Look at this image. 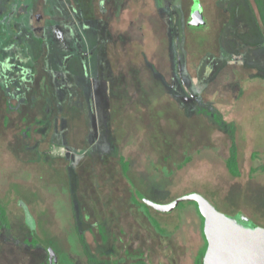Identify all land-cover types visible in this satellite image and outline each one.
<instances>
[{
    "label": "rangeland",
    "instance_id": "obj_1",
    "mask_svg": "<svg viewBox=\"0 0 264 264\" xmlns=\"http://www.w3.org/2000/svg\"><path fill=\"white\" fill-rule=\"evenodd\" d=\"M73 1L0 0V118L8 121L4 128L0 119V204L9 222L0 264H42L44 243L25 245L35 237L55 250L56 264H89L87 254L97 264H195L203 241L194 204L163 213L139 196L169 205L197 194L264 228V34L256 31L264 14L237 0L217 1L220 10L204 0L206 17L190 16L186 28L188 10L170 0L155 8L117 0L103 1V11L81 3L92 21L83 26L53 16V2L65 15ZM25 12L35 19L21 20ZM41 24L51 48L34 40ZM94 39L100 55L89 59ZM82 46L90 73L66 57ZM63 58L72 73L60 70ZM219 119L235 129L239 177L226 170L231 141ZM130 191L142 205L133 206Z\"/></svg>",
    "mask_w": 264,
    "mask_h": 264
},
{
    "label": "water",
    "instance_id": "obj_2",
    "mask_svg": "<svg viewBox=\"0 0 264 264\" xmlns=\"http://www.w3.org/2000/svg\"><path fill=\"white\" fill-rule=\"evenodd\" d=\"M191 14L194 17L199 15L196 5L192 7ZM139 197L145 205L163 213L174 210L181 202L196 204L203 219L202 234L206 241L202 264H264V228L246 226L226 217L197 194L182 196L169 205H157ZM44 246L48 253V264H56L53 251Z\"/></svg>",
    "mask_w": 264,
    "mask_h": 264
},
{
    "label": "flooded vegetation",
    "instance_id": "obj_3",
    "mask_svg": "<svg viewBox=\"0 0 264 264\" xmlns=\"http://www.w3.org/2000/svg\"><path fill=\"white\" fill-rule=\"evenodd\" d=\"M32 0H30V2H31ZM217 1H219V0H217ZM217 1H215V3H214V5L217 3ZM237 1H239L240 2V4H243L244 2H243V0H237ZM74 2V4L76 5V7L75 6H72V8L71 9H69L68 11L69 12H72V15L71 14H69V12L67 13V14H65L64 15V13H62V12H60L59 13V7L57 6V5H54V3L55 2H53L52 3V6H54L55 7V9L58 11V15L57 14H54L53 16H57L59 19H64L65 17H66V15L68 16V18H70L71 19V22L72 23H74V20H77L78 18H81V20L80 21H77V25H82L83 26V22L84 21H90V22H92L91 20H90V18L89 19H84L83 18V11H85V9H83V8H81V3L80 2H78V0H74L73 1ZM103 3V0H101L99 3H98V5H99V7H100V9L103 11V10H105V9H103L100 5ZM168 4H169V6H170V8L172 7L173 9H175V10H181V12L183 11V10H188V17H187V19H186V22H185V26L186 25H188L187 23H188V19L190 18V16H192V14H191V10H192V6H194V5H196V9L198 10V12H199V15L197 16V17H200V16H204L205 17V14H204V8H205V5H204V0H178L177 2L176 1H174V0H170V2H168ZM189 5V6H188ZM12 6H15V5H12ZM98 7V6H97ZM187 7H189V8H187ZM81 16V17H80ZM194 17V16H193ZM21 20H25V19H29V21L31 20V18H34L35 19V17H31L30 16V13H27V12H25L22 16H20L19 17ZM36 18H40L38 15H36ZM39 20H41V18L39 19ZM22 21V22H23ZM83 21V22H82ZM25 22V21H24ZM99 22L100 23H102V25H103V20H99ZM52 23H58V24H60V22H59V20L58 21H56V22H52ZM27 24V23H26ZM70 24V23H69ZM65 26V25H64ZM64 26H61L63 29H64ZM51 27V26H50ZM67 27H69V25L67 26ZM186 28H187V26H186ZM35 29V31H34V35H35V38H38V40H36V39H34L36 42H38L39 44H40V46L42 47V48H44V46L46 47L47 46V44L49 45V47L51 48L53 45L51 44V42H47V39H46V42H47V44H46V42L44 41V38H45V36H44V33H45V31L46 30H48L47 29V27L45 26V24L43 25V24H41V25H39V26H36V28H34ZM81 29H84L83 27H81ZM53 33H52V42H55L54 41V38H56V36L57 35H53L54 34V32H55V30L54 31H52ZM9 34L7 33V38H9ZM37 36V37H36ZM44 37V38H43ZM27 38V36L25 37V39ZM91 38H92V36H91ZM102 40H100V41H95V39H94V42L95 43H93V45H92V47H95L93 50H94V52L91 54V56H89V59H96L97 58V56H98V54H99V50H98V48L99 47H101V45L99 44V47L97 48V45H96V43H100ZM95 44V45H94ZM10 46H12V45H10ZM87 47V46H86ZM84 48V49H83ZM86 50V48L85 47H83L82 46V48L81 49H79V48H77V49H75L74 50V48H69V49H66L65 50V52H68L69 54L68 55H71V54H74L75 55V59H73V61H71L70 63L72 64V66L73 65H75V63H79L80 64V62L82 63H85L84 64V66H82V67H87L88 68V72L90 73L91 72V70H90V62L88 61V58H86L85 60H83L82 58H81V56H80V53L83 51V50ZM47 50V49H46ZM88 50V49H87ZM52 51V50H51ZM53 51H56V53L57 52H59L60 50H58V49H54ZM42 52L43 51H41V54H42ZM64 52V51H63ZM57 55V54H56ZM42 56H45V55H42ZM79 56V57H78ZM222 56V55H221ZM53 58V57H52ZM63 61L61 62V60L58 62V65L60 66V70H62V71H64V72H68V73H72L71 72V70H69V69H67V66H66V63H65V60H66V58H63L62 59ZM88 61V62H87ZM95 63H96V60L95 61H93V66L95 65ZM61 64V65H60ZM103 64H104V62H103ZM78 65V64H77ZM76 69H78L77 68V66L75 67ZM87 68H86V70H87ZM50 69V68H49ZM53 72V71H52ZM99 74H100V72H99ZM87 75H88V73H87ZM78 76V75H77ZM77 76H74V77H77ZM73 77V78H74ZM87 78V77H86ZM102 160V159H101ZM71 179V178H70Z\"/></svg>",
    "mask_w": 264,
    "mask_h": 264
},
{
    "label": "trees",
    "instance_id": "obj_4",
    "mask_svg": "<svg viewBox=\"0 0 264 264\" xmlns=\"http://www.w3.org/2000/svg\"><path fill=\"white\" fill-rule=\"evenodd\" d=\"M252 1L255 4L256 10L258 12H261L262 14H264V0H252ZM260 21H262L261 23L264 26V17L263 16H262V20L260 19ZM5 110H6V108H5ZM200 112L205 114L213 122H214V119L217 118L215 114H213L211 112H207L205 109H201ZM7 122L8 121L4 117V124L7 125ZM217 124L219 126H223L224 127V129H225L226 133L228 134V136L230 138V141H231V144H230V147H229V150H228V156H227V158L224 161L226 170H227V172L229 173L230 176L239 177L240 176V172H239V167H238V162H237V155H238L237 154V148H236V145H235V129L230 123L229 124L222 123L220 119H219V121L217 120ZM117 155H118V159H117L118 162L117 163L119 164L121 175H122L123 178L127 179L128 178L127 173L129 171V163H128V161L124 160V158L120 154H117ZM131 202L133 203V206L141 204L140 201L136 200V198L134 196V193L131 194ZM192 203L195 206L196 214H198L199 228H200V232H201V238H202V241H203V246H202L201 250L199 251L198 256L195 258L194 263L195 264H202V255H203V252H204L205 247H206V241H205L204 236L202 234L203 219L201 218V216L199 215V213L197 211L196 204L194 202H192ZM250 223L253 224L252 221ZM97 227H99V226H97ZM0 229L3 230L4 233L7 235V233H8L7 229H9V222H8V219H7L6 210H5L4 207H2L1 204H0ZM156 229H159V228L157 227ZM80 235L81 234L78 235L79 238H80L79 243L82 244V237ZM35 238L37 239V237H35ZM35 238H32L29 242L27 241L28 238H26L25 245L28 246L29 248H32V249H34L37 246H39L40 241L37 240V242H36ZM44 243H46V242H44ZM50 249L53 251L55 257H57V254H56L55 250L53 248H51V247H50ZM87 257H89V259L93 260V258L91 257V254H89V255L87 254ZM91 260H89L90 261L89 264H97L96 262H92ZM42 264H48V255L46 256L45 261Z\"/></svg>",
    "mask_w": 264,
    "mask_h": 264
},
{
    "label": "crops",
    "instance_id": "obj_5",
    "mask_svg": "<svg viewBox=\"0 0 264 264\" xmlns=\"http://www.w3.org/2000/svg\"><path fill=\"white\" fill-rule=\"evenodd\" d=\"M101 0H86V2H83V1H81V0H78V2H80V3H82L85 7H87V10H90V9H94V8H98L97 6H96V3H99ZM103 1H105L106 3H107V1H108V3H110L113 7H115L116 5L118 6V1L117 0H103ZM126 1H128V0H126ZM126 1H123V4H125L126 3ZM131 1V0H130ZM150 3H154V8H155V0H148ZM215 1H217V0H214V1H212V5H213V7L215 8V9H217V10H220V8L218 9L217 7H216V5H214V3H215ZM207 2H204V5L206 4ZM249 3V4H248ZM248 3H243L242 4V8L244 9V10H248L249 8V6L251 7V4H252V9L251 10H253V11H255V13L256 14H258V11L256 10V7H255V4H254V2L252 1V0H250V2H248ZM207 4H210V3H207ZM116 6V7H117ZM189 6V5H188ZM193 7V6H192ZM187 8H189V7H187ZM222 10H221V12L223 13V12H225L227 9H229V7H228V5H223L222 7ZM204 9H206V8H204ZM239 9V11H238V15L240 16V19L242 18L243 19V17L241 16L242 15V9L240 10V8H238ZM231 10H233L234 11V9L231 7ZM88 12V11H87ZM225 14V13H224ZM88 15V14H87ZM226 15V18H228V15L227 14H225ZM239 16H238V18H239ZM90 17H91V15H90ZM89 16L86 18V19H89L90 18ZM206 17V16H205ZM85 19V18H84ZM90 20H91V18H90ZM74 22H76V20H74ZM257 32H259V33H262V34H264V32L263 31H261V29L259 28L260 26H261V28H262V30H263V25H262V23L260 22V19H257ZM65 24H62V23H60V24H58L57 23V26H64ZM56 26V27H57ZM215 35V34H214ZM205 40V39H204ZM215 40V39H214ZM217 41V40H216ZM214 43H215V41H214ZM219 48V47H218ZM222 52V51H221ZM264 53V52H263ZM64 54V53H63ZM100 55V54H99ZM222 55V54H221ZM240 57H241V55H239ZM45 57V56H44ZM66 57H68V58H71V57H75V55L74 54H71V55H68V56H66ZM79 57V56H78ZM88 58H89V56H87ZM252 57H254L253 55H252ZM252 57H250V58H252ZM76 58V57H75ZM221 58H222V56H221ZM54 59V58H53ZM249 59V58H248ZM249 61V60H248ZM251 61V60H250ZM46 63H47V61H45ZM71 64L69 63V66H70ZM48 68H52L53 69V62H51L50 64H48L47 63V65H46ZM46 67V68H47ZM73 67V66H72ZM111 67V66H110ZM99 70L100 69H98V72H99ZM51 73V72H50ZM132 73H134V72H132ZM137 79L135 78L134 79V81H136ZM109 94V93H108ZM117 98H119L118 96H117ZM6 105V104H5ZM4 111L6 112V110L4 109ZM5 118H6V116H4ZM4 117H2V118H0L1 119V124H2V126L5 128V124H4ZM21 119L23 120L24 118L23 117H21ZM116 154V153H115ZM119 154V153H118ZM45 159H46V156H44L43 157V161H45ZM42 162V161H41ZM103 162V161H102ZM118 162V161H117ZM116 162V163H117ZM70 169V168H69ZM74 168H72V172L74 173ZM67 177H68V179H69V177H70V173H69V170H68V175H67ZM125 179V178H124ZM71 180V179H70ZM130 179L129 178H127V179H125V181H129ZM131 181V180H130ZM131 187L133 188V185H132V183H131ZM131 192V193H130ZM129 192V201L131 202V194H132V191H130ZM141 197H143V199H145L146 201H149L148 199H146L144 196H141ZM149 202H151V201H149ZM144 203V202H143ZM153 203V202H152ZM148 207V206H147ZM149 209H152V208H150V207H148ZM152 210H154V209H152ZM154 211H156V210H154ZM97 226H99V225H97ZM35 231V230H34ZM39 240V239H38ZM40 241V243H44L43 241H41V240H39ZM44 245H46V246H48L49 247V245H47L46 243H44ZM50 248V247H49Z\"/></svg>",
    "mask_w": 264,
    "mask_h": 264
}]
</instances>
